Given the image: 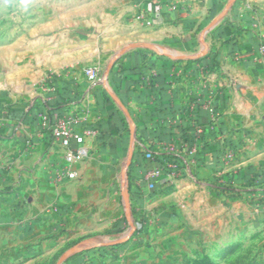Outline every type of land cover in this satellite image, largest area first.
I'll return each instance as SVG.
<instances>
[{
	"label": "crops",
	"instance_id": "1",
	"mask_svg": "<svg viewBox=\"0 0 264 264\" xmlns=\"http://www.w3.org/2000/svg\"><path fill=\"white\" fill-rule=\"evenodd\" d=\"M142 17L114 45L86 48L103 85L74 87L68 72L61 97L39 106L46 119L34 109L26 133H16L9 180L15 200L32 204L25 215L33 242L49 236L33 245L38 251H65L78 236L102 230L87 216L106 196L121 197L142 219L185 227L191 194L264 182V0H149ZM55 114L73 118L77 134H92L84 137L80 179L61 174L50 131Z\"/></svg>",
	"mask_w": 264,
	"mask_h": 264
},
{
	"label": "rangeland",
	"instance_id": "2",
	"mask_svg": "<svg viewBox=\"0 0 264 264\" xmlns=\"http://www.w3.org/2000/svg\"><path fill=\"white\" fill-rule=\"evenodd\" d=\"M148 1L0 0V264H112L122 258L123 264H264V182L257 189H247L245 184L242 191L214 188L202 196L191 194L185 227L142 219L123 205L121 197L113 203L106 196V201L91 205L87 216L102 230L71 241V247H81L79 251L59 263L69 247L48 255L33 246L49 236L33 242V219L25 215L32 204L14 198L17 186L9 175L16 161L10 153L16 133H26L22 132L25 118L34 109L40 119H46L38 112L39 106L61 97L68 72L74 87L87 85L83 68L98 64L85 61L86 48L91 45L102 51L109 43L114 45L112 41L133 28L131 23L143 19ZM75 60L80 62L76 71L69 68ZM55 115L69 123L74 120ZM82 134L86 138L92 135ZM51 137L56 142L52 133ZM19 141L23 148L29 146L28 139ZM56 144L64 161L61 174L69 178L63 150ZM84 160L78 175L69 179L83 176L80 167ZM124 172L117 170L116 179H124ZM107 192L105 187L103 193ZM76 220L73 225L78 227ZM103 236L110 242L123 240L103 246ZM104 247L107 250L101 249Z\"/></svg>",
	"mask_w": 264,
	"mask_h": 264
},
{
	"label": "built area",
	"instance_id": "3",
	"mask_svg": "<svg viewBox=\"0 0 264 264\" xmlns=\"http://www.w3.org/2000/svg\"><path fill=\"white\" fill-rule=\"evenodd\" d=\"M259 50L264 52V43L259 45ZM83 74L90 83H103L104 75H101L99 67L97 65H88L83 68ZM53 122L51 124V133L56 142L59 143L63 150V157L68 165L67 176L69 178H75L78 175L79 166L87 156V148L84 144V134H77L68 127L69 121L59 119V116L53 115ZM150 157V154H146ZM173 176L178 175V170L173 167Z\"/></svg>",
	"mask_w": 264,
	"mask_h": 264
},
{
	"label": "water",
	"instance_id": "4",
	"mask_svg": "<svg viewBox=\"0 0 264 264\" xmlns=\"http://www.w3.org/2000/svg\"><path fill=\"white\" fill-rule=\"evenodd\" d=\"M211 26H212V25H210L208 28H210ZM208 28H207V29H208ZM207 29H206V30H207ZM130 47H132V46H129L128 48H130ZM109 68H110V66L108 67L106 73H108ZM129 234H130V232H129ZM122 240H123V239L121 238V239H118V240H115V241H111V242L103 243L102 245H103V246H106V245H116V244L120 243ZM80 249H81V247H72V248H70L67 252H65V253L60 257V259H59V263L62 262L64 259H66L67 256L70 255L71 253H74V252H76V251H79Z\"/></svg>",
	"mask_w": 264,
	"mask_h": 264
},
{
	"label": "trees",
	"instance_id": "5",
	"mask_svg": "<svg viewBox=\"0 0 264 264\" xmlns=\"http://www.w3.org/2000/svg\"><path fill=\"white\" fill-rule=\"evenodd\" d=\"M101 249L104 251V250H107V247H104V248H101Z\"/></svg>",
	"mask_w": 264,
	"mask_h": 264
}]
</instances>
